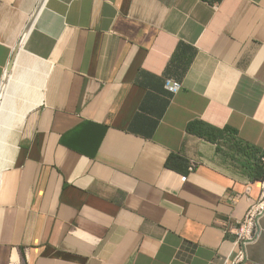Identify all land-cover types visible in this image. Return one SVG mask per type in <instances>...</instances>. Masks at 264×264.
<instances>
[{
  "label": "crops",
  "instance_id": "1",
  "mask_svg": "<svg viewBox=\"0 0 264 264\" xmlns=\"http://www.w3.org/2000/svg\"><path fill=\"white\" fill-rule=\"evenodd\" d=\"M18 47L0 264H222L264 172V0H0V89Z\"/></svg>",
  "mask_w": 264,
  "mask_h": 264
},
{
  "label": "built area",
  "instance_id": "2",
  "mask_svg": "<svg viewBox=\"0 0 264 264\" xmlns=\"http://www.w3.org/2000/svg\"><path fill=\"white\" fill-rule=\"evenodd\" d=\"M165 87L170 92H177L180 84L172 80H166ZM264 215V172L260 183V195L258 199L251 203L244 217L235 222L230 229L234 235L233 251L222 264H241L247 258V248L253 244L260 235V219ZM226 232L228 229H225Z\"/></svg>",
  "mask_w": 264,
  "mask_h": 264
},
{
  "label": "rangeland",
  "instance_id": "3",
  "mask_svg": "<svg viewBox=\"0 0 264 264\" xmlns=\"http://www.w3.org/2000/svg\"><path fill=\"white\" fill-rule=\"evenodd\" d=\"M24 74L29 78L31 73L26 69L16 67L12 60V65L8 74L12 78V84L9 88L5 112H3L2 115L3 126L0 128V170L8 163L15 149V141L19 134L17 127L22 121L25 113L24 106L26 98L22 97L20 93L24 91L28 93L30 89L27 87L28 83L27 85L25 83L26 87H21L19 83H16V80L19 78L18 76ZM16 91H20V93Z\"/></svg>",
  "mask_w": 264,
  "mask_h": 264
},
{
  "label": "bare ground",
  "instance_id": "4",
  "mask_svg": "<svg viewBox=\"0 0 264 264\" xmlns=\"http://www.w3.org/2000/svg\"><path fill=\"white\" fill-rule=\"evenodd\" d=\"M18 46H20V45H18ZM21 51H22V48L21 47H18L16 49L15 55L13 57V64L14 65L22 66V65H18V63L20 61V58H21L20 57ZM10 79H11L10 75H6L5 82H4V84L2 85V87L0 89V128H2V126H3V121H2L3 117H2V115H3V112H5V108H6V104H7V101L6 100H7L9 88L11 87Z\"/></svg>",
  "mask_w": 264,
  "mask_h": 264
},
{
  "label": "water",
  "instance_id": "5",
  "mask_svg": "<svg viewBox=\"0 0 264 264\" xmlns=\"http://www.w3.org/2000/svg\"><path fill=\"white\" fill-rule=\"evenodd\" d=\"M15 52H16V49H15V51H14V55H15ZM12 60H13V59H12ZM12 60H11V62L9 63L7 69H6L5 77H6V75H8L9 72H10V68H11V65H12Z\"/></svg>",
  "mask_w": 264,
  "mask_h": 264
}]
</instances>
